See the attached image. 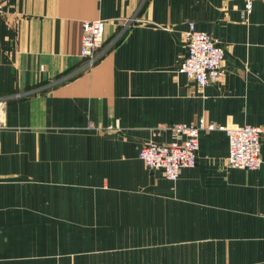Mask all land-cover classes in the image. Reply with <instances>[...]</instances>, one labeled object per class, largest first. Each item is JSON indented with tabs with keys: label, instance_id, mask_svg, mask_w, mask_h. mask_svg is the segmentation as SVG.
Here are the masks:
<instances>
[{
	"label": "crops",
	"instance_id": "obj_1",
	"mask_svg": "<svg viewBox=\"0 0 264 264\" xmlns=\"http://www.w3.org/2000/svg\"><path fill=\"white\" fill-rule=\"evenodd\" d=\"M0 0V264H264V0ZM103 20L96 62L81 24ZM194 23L223 78L178 72ZM199 132L175 181L138 158ZM263 130L261 166H226L218 127Z\"/></svg>",
	"mask_w": 264,
	"mask_h": 264
},
{
	"label": "built area",
	"instance_id": "obj_2",
	"mask_svg": "<svg viewBox=\"0 0 264 264\" xmlns=\"http://www.w3.org/2000/svg\"><path fill=\"white\" fill-rule=\"evenodd\" d=\"M245 1V11L252 8L251 0ZM2 13V3H0ZM103 20L85 21L81 24L80 56L84 66H92L99 58L104 44ZM187 54L178 66V72L193 80L199 87L218 82L224 76V51L219 41L208 33L198 31L194 23L188 24L184 32ZM0 101V117L4 111ZM214 125L203 123L172 126V140L168 143L148 142L138 151V158L149 170L161 171L169 181H175L182 169L195 165L199 132L214 129ZM225 132L228 153L225 164L232 169L256 170L261 166L260 143L263 130L251 125H225L218 127Z\"/></svg>",
	"mask_w": 264,
	"mask_h": 264
}]
</instances>
